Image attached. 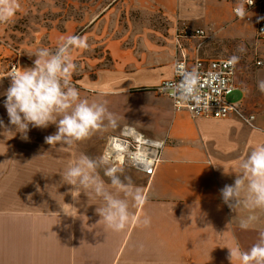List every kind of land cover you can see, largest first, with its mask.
Returning <instances> with one entry per match:
<instances>
[{
    "label": "crops",
    "instance_id": "1",
    "mask_svg": "<svg viewBox=\"0 0 264 264\" xmlns=\"http://www.w3.org/2000/svg\"><path fill=\"white\" fill-rule=\"evenodd\" d=\"M237 6L238 0L103 3L100 15L90 22L88 39L107 38L104 27L123 14L130 21L133 12L140 18L168 17L172 28L164 34L154 28L140 29L134 45L123 48L124 53L110 46L118 62L106 66L105 61L102 67L92 62V74L80 80L71 76L81 98L107 103L118 119L117 128L98 130L71 147L45 142L56 131L55 125L31 128L28 140H22L14 126H9L11 132L0 128V264H241L235 257L229 259L230 243L245 252L256 244L264 232V211L256 212L259 220L253 227L242 229L239 221L249 213L229 208L220 189L234 183L233 170L239 161L256 144L264 143V91L260 87L264 37L257 32L264 3L254 9L253 21L237 17ZM177 22L204 28L209 35L178 42ZM195 39L200 42L193 43ZM2 41L11 40L0 31V77L17 59L21 67L32 65L35 57L29 58L30 50L14 51ZM179 51L187 55L190 66L200 56L232 55L234 90L240 89L245 97L238 104L257 115V127L236 116L194 118L186 109L176 111L171 97L149 90L173 77ZM9 83L5 77L0 79V93ZM4 99L0 95V118L7 125ZM128 126L147 138L164 141L165 147L153 175L129 165L117 166L143 190L147 201L131 206L133 218L123 231L115 232L96 212L102 201L84 191L78 195L62 173L82 153L100 157L110 137L123 134ZM103 167L98 170L110 187ZM145 215L151 217L147 227L136 223Z\"/></svg>",
    "mask_w": 264,
    "mask_h": 264
},
{
    "label": "clouds",
    "instance_id": "2",
    "mask_svg": "<svg viewBox=\"0 0 264 264\" xmlns=\"http://www.w3.org/2000/svg\"><path fill=\"white\" fill-rule=\"evenodd\" d=\"M253 2L247 0L245 4L238 0L237 17L244 19L246 5ZM19 7L18 0H0V24L12 20ZM88 47L86 37H61L55 51L45 47L29 54L30 59L35 56L31 66H13L5 75L10 78L9 86L0 93L5 97L3 104L9 118L7 125L0 118V128L11 132L9 126H14L21 139L28 140L31 128L46 129L55 125L56 131L47 135L45 142L65 147L89 138L98 130L117 128L118 119L109 111L107 103L81 98L79 90L71 82V76L77 69L72 49ZM260 87L264 91V82ZM128 130L135 131L132 126H128ZM121 154L134 164L144 166L150 163L146 150L129 152L125 146L114 144L98 158L80 154L62 173L63 180L75 186L78 195L84 191L102 201L96 212L106 227L115 232L123 231L133 218L131 206H142L147 201L143 190L134 185L131 177L124 175V169L115 166L114 160ZM101 165L110 187L100 175L98 169ZM233 171L236 173L234 183L220 189L221 197L233 211L244 209L249 213L239 221L242 229H248L259 220L256 212L264 211V143L256 144ZM136 223L147 227L151 224V217L137 218ZM229 249L231 261L235 257L241 264H264V232L246 252L239 246Z\"/></svg>",
    "mask_w": 264,
    "mask_h": 264
},
{
    "label": "rangeland",
    "instance_id": "3",
    "mask_svg": "<svg viewBox=\"0 0 264 264\" xmlns=\"http://www.w3.org/2000/svg\"><path fill=\"white\" fill-rule=\"evenodd\" d=\"M107 1L18 0L19 9L12 20L0 24V31L10 37V43H5L11 45V50H18L21 47L23 52L24 50H30V53H32L38 48L46 47L55 51L61 37L81 34V37L87 38L86 33L92 31L91 27L89 28L90 22L100 15L103 3L105 4ZM130 18V21L127 20L126 15L123 14L112 21L114 19L112 17V22L104 27V30L107 31V38L103 40L87 38L89 45L87 49H72L71 54L77 64V69L73 73V77L76 80H80L86 73H93V68L90 65L92 62L99 63V67L105 65V61L107 62L106 66L118 62L119 58L116 57L110 46L114 44L116 48H119L124 53L123 51L128 49V45H134L135 34L138 30L149 27L147 30H153L154 28L160 34H164L169 28H172L170 24L172 20L168 17H160L159 19L156 17L158 20L151 17H141V19L136 12H133ZM178 26H180L179 22H177V28ZM123 31L125 34H121ZM128 31H131V35L126 37ZM199 42L200 40L198 39L193 40V43L198 44ZM123 48L124 50H122ZM214 51L216 52L217 50ZM215 57L234 59L229 54H215ZM75 79H71L74 86L76 84ZM244 99L245 97L240 89H236L228 95V100L232 103H238ZM230 248L235 249V244L230 243Z\"/></svg>",
    "mask_w": 264,
    "mask_h": 264
},
{
    "label": "built area",
    "instance_id": "4",
    "mask_svg": "<svg viewBox=\"0 0 264 264\" xmlns=\"http://www.w3.org/2000/svg\"><path fill=\"white\" fill-rule=\"evenodd\" d=\"M263 3L264 0H254L253 4L246 5L245 19L253 21L254 9L261 7ZM257 32L259 36L264 37V18L262 16L257 21ZM208 35L204 28L183 23L178 26L177 41L180 42L182 38H206ZM2 42L8 48L11 47L10 44ZM257 64L261 65L262 61H258ZM13 66L20 67L18 59L10 63L8 71ZM8 71L4 72L3 75L5 76ZM235 73L236 62L232 58L204 59L199 57L195 60L194 65L190 66L187 55L179 51L175 58L173 77L148 89L156 94L171 97L176 111L186 109L194 118L236 116L246 124L257 127V115L255 113L247 112L241 104L232 103L228 100V95L235 89ZM5 78L10 80L7 76ZM71 82L73 81L71 80ZM114 144L125 146L129 152L146 150L149 154L148 160H150L147 165L134 164L123 154L116 158L114 163L115 166L129 165L135 167L149 175L156 172L165 147L164 141L147 138L137 130L129 132L128 128L121 135H112L106 150Z\"/></svg>",
    "mask_w": 264,
    "mask_h": 264
}]
</instances>
